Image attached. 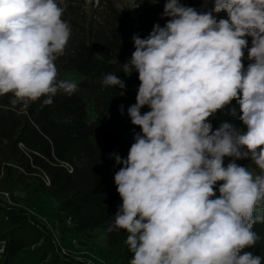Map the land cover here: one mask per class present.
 <instances>
[{"label": "clouds", "instance_id": "clouds-1", "mask_svg": "<svg viewBox=\"0 0 264 264\" xmlns=\"http://www.w3.org/2000/svg\"><path fill=\"white\" fill-rule=\"evenodd\" d=\"M64 11L59 0H0V96L12 94L24 111L77 90L57 79L71 36ZM221 11L228 18L217 21ZM163 17L146 38L132 37L123 65L126 75L138 73L128 115L140 132L127 158L111 154L122 165L114 176L122 204L108 230L127 233L129 264H262L245 249L264 223V0H214L204 12L165 0ZM102 84L126 87L113 73ZM233 100L246 131L228 122L214 130L211 118Z\"/></svg>", "mask_w": 264, "mask_h": 264}, {"label": "trees", "instance_id": "trees-1", "mask_svg": "<svg viewBox=\"0 0 264 264\" xmlns=\"http://www.w3.org/2000/svg\"><path fill=\"white\" fill-rule=\"evenodd\" d=\"M65 7L62 19L71 27L63 55L56 60L58 80L61 72L74 69L83 75L77 90L68 95L62 90L42 106L46 97L22 105L11 103L12 94L0 96V191L20 189L26 199L45 196L54 203L49 219L58 236H84L95 230L104 234L107 253L133 256L125 243L124 230L109 231L122 200L114 182L122 165L111 154L127 158L134 133L128 108L136 103L140 84L138 73L123 72L135 51L132 37L146 38L154 24L163 27L165 0H59ZM204 0H181L198 12ZM217 21L227 13H213ZM251 47V37H247ZM244 49L245 69L251 63ZM116 74L126 87L105 86L104 75ZM124 91L125 95L119 93ZM92 103L98 122H89ZM123 106V113L120 108ZM236 109V116L230 115ZM150 109L145 106L142 114ZM239 105L233 100L216 113L213 129L222 123L246 131L239 120ZM231 158H224V165ZM259 174L250 160H237ZM217 195L219 193L217 192ZM259 210V209H258ZM260 239L245 249L264 258V223L252 229ZM0 264H77L63 255L51 234L32 216L10 206L0 197ZM264 264V259H262Z\"/></svg>", "mask_w": 264, "mask_h": 264}, {"label": "rangeland", "instance_id": "rangeland-1", "mask_svg": "<svg viewBox=\"0 0 264 264\" xmlns=\"http://www.w3.org/2000/svg\"><path fill=\"white\" fill-rule=\"evenodd\" d=\"M213 7L214 0H207V3L204 0L199 12L210 11ZM61 77L64 80L73 81L77 84L82 80L83 75L74 69H68L61 72ZM88 120L89 122L99 121L92 103L88 106ZM249 169L255 173L253 169ZM0 197L8 205L16 207L32 216L51 234L60 252L74 260L77 264H129L132 258L130 255H125L123 249L119 252H105L104 234L101 230H95L84 236H69L65 240H62L54 229L52 221L49 219V214L54 207V203L45 196H34L26 199L20 189H13L0 191Z\"/></svg>", "mask_w": 264, "mask_h": 264}]
</instances>
